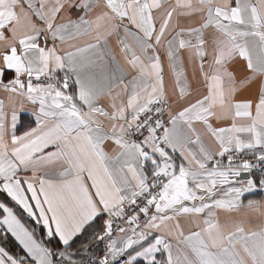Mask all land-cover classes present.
<instances>
[{
  "label": "snow or ice",
  "instance_id": "snow-or-ice-1",
  "mask_svg": "<svg viewBox=\"0 0 264 264\" xmlns=\"http://www.w3.org/2000/svg\"><path fill=\"white\" fill-rule=\"evenodd\" d=\"M66 3L24 0L25 9L21 0H0V41L5 42L0 90L38 105L36 126L22 135L15 134L17 120L30 117L13 108L10 143L0 111V192L43 231L38 237L9 203L0 201V240L11 237L21 249L15 254L0 246V264H264V229L230 230L216 218V210H238L243 193L256 186L251 178L239 180L242 172L264 171V85L254 99L236 101L249 77L238 81L239 69L229 71L238 56L254 75L264 76V0H235L234 7L214 0H176L159 22L160 0H104L105 10L94 19L88 14L97 0H80L68 7L82 15L56 23ZM177 9L187 10L180 13L184 16L201 13L202 23L169 33ZM32 16L44 27L37 28ZM117 28L133 40L134 47L125 39L120 44L136 75L125 83L124 70L116 64L98 81L87 71L96 63L92 56L104 60L100 42L106 44L105 34ZM206 29H215L207 70ZM93 33L96 43L63 53L55 46L57 40L63 44ZM49 35L52 47L47 46ZM181 50L188 51L190 61L199 58L206 92L165 119L160 106L168 103L165 57L180 97L186 94ZM57 70H66L62 81L54 76ZM8 72L12 75L6 80ZM41 77L56 82L42 83ZM121 86L127 100L117 104L119 93L113 96L112 90ZM104 94L112 98L111 111L98 104ZM101 117L111 122L109 130ZM213 117L231 123L213 127ZM195 122L215 138L218 150L201 143ZM108 140L118 150L114 157L104 151ZM191 145H199L198 151ZM249 153L256 163L243 158ZM258 183L264 188V176ZM202 215V225L191 219ZM181 216L189 217L197 230L185 234L177 219ZM173 220L175 246L169 239L173 232L165 231ZM88 228L92 232L81 241ZM101 244L100 254L94 255Z\"/></svg>",
  "mask_w": 264,
  "mask_h": 264
},
{
  "label": "crops",
  "instance_id": "crops-1",
  "mask_svg": "<svg viewBox=\"0 0 264 264\" xmlns=\"http://www.w3.org/2000/svg\"><path fill=\"white\" fill-rule=\"evenodd\" d=\"M49 3H55V0H48ZM80 0H68V3H77ZM98 6L94 7L88 14L89 19H94L101 11L104 9V0H97ZM162 4V8L156 12V20L159 22L160 17L169 10L172 6L176 4V0H160ZM192 3H197V0H191ZM215 3L223 5L227 3L229 6H235V0H214ZM251 3H258L259 0H250ZM68 3H66L65 8L61 11L58 15L56 23H63L66 22L69 18L77 19L80 15L83 14L82 10H76L75 8L69 9ZM21 4L26 9V4H24V0H21ZM16 11L20 13L21 9L17 7ZM187 11L184 9H177V12L173 15L171 25L169 28V33L172 32L173 28L179 30L180 28L188 29L192 27H199L202 23V14L201 13H194L191 16H184L180 15L181 12ZM23 20V17H22ZM32 23H34L37 28H43L44 25L41 21H39L35 16L31 17ZM103 31V29L101 30ZM215 32V29H206L204 31L205 39L209 42L205 45V50L207 52V56L205 58V69L208 68V62L211 61L213 56V46L210 41L211 35ZM166 33V36L169 35ZM4 35L6 39H11V33L5 29ZM218 35V33H217ZM95 33L91 36H84L80 37L75 40L68 41L67 43H61L59 40L55 41V46L57 47L58 51L63 53L64 51L74 50L72 46L76 47H84L89 43H96L95 41ZM184 39H189L187 35L183 37ZM104 39H106L107 43L104 44V40H101V44L104 45L100 51L103 52L104 60L100 61L97 59L96 56H92V59L96 61V63L90 67L87 71L90 75H92L95 79L102 80L103 78L107 77L116 67V64H119L121 68L124 70V80L125 83L133 75H136V71L131 68L129 64H127L124 54L121 52V44L120 40L125 39L130 45L134 43L131 37L127 36L124 33L123 28H117L112 31L111 34H105ZM194 39V38H193ZM251 39V38H249ZM40 44L44 46V36L41 35L40 37ZM53 40L51 36H48L47 39V46H53ZM4 41H0V51L4 50ZM160 51L163 53L164 49L161 48ZM188 51L181 50V61H182V71L184 73L183 80L184 86L186 89V94L184 97H180L179 88L176 87V77L170 72L167 67V61L165 57V70H164V83L166 88V99L169 103V112H176L179 110L183 105H186L189 101H195L197 97L204 94L206 92V87L203 79V75L199 72V65L200 60L199 58H193L191 61L188 59ZM255 56V53L253 54ZM112 57L115 58V61H112ZM235 69H239L238 72H235L236 79L239 81L244 76H248L249 80L240 88V90L236 94V101H244L249 98H255L256 92L259 88L264 85V76L259 74H253L250 70L247 69V62L239 58L238 56L235 58V63L229 64V71H234ZM66 70H57L54 73V76L61 80L65 75ZM11 72L5 74V79L11 78ZM73 89L69 88V92ZM119 93V96L116 99V103L119 104L122 100L126 102L127 100V93L122 91V86L118 88H113L112 95L116 96ZM0 101L3 102L2 108L0 111L4 114V123L9 132L7 137L9 143L11 138V132L13 131L11 127V113L13 108L19 112H25L29 114L30 119H25L21 121L20 119L17 120V126L14 129L16 135H22L25 131L30 130L31 127H35V115L38 112V105H34L29 102L26 97H22L19 95H10L4 93L0 90ZM112 102V98L108 94H104L98 98V104L102 107H105L108 111H111L110 104ZM103 121V126L105 130H109L110 121L101 117ZM210 123L213 127H224L229 126L231 121L230 120H217L216 118H210ZM194 128L196 132L199 134L201 138V143L206 147L213 151L218 150V144L215 141V138L208 133L207 129L201 122H195ZM195 139V137H193ZM193 151H198L199 145H191L190 146ZM104 151L110 156L114 157L117 153L116 146L112 143V141L108 140L104 142ZM243 158L249 159L252 163H256L255 159L252 155L249 154H242ZM59 171V169H57ZM250 178L256 181V186L251 190L244 192L240 198L241 207L238 210H233L231 212L225 210H216V218L221 225L228 224L230 230H234L235 227L241 226L244 227L245 231H259L264 229V188H262L258 181L259 179L264 176V171L261 169H252L251 170ZM30 175V173H29ZM246 181V180H243ZM237 186H244L243 184ZM223 194L221 193V196ZM0 201L9 203L10 206L14 208L17 216L21 219V222L24 223L30 229L35 228L36 234L38 237L43 235V231L40 226L36 225L26 213H24L18 206L12 204L8 198H6V194L0 192ZM253 203V207L249 208V202ZM205 217L202 215L196 219L201 225L203 219ZM179 220L181 229L184 231L185 234H188L192 230H197L196 224L191 222L189 217L181 216L177 218ZM232 222V223H229ZM176 220L170 221L168 223V227L165 229L167 232L171 230L173 235L169 237L173 245L178 244V239L176 233L178 230L175 228ZM99 222H97L94 227H98ZM228 230V229H226ZM92 232V228L86 229L83 236H81V241L86 239L89 234ZM0 246L6 247L12 253L21 254V249L19 246L15 244L11 237H9V241L5 242L0 240ZM164 259L166 257H158Z\"/></svg>",
  "mask_w": 264,
  "mask_h": 264
},
{
  "label": "built area",
  "instance_id": "built-area-1",
  "mask_svg": "<svg viewBox=\"0 0 264 264\" xmlns=\"http://www.w3.org/2000/svg\"><path fill=\"white\" fill-rule=\"evenodd\" d=\"M55 78H56V77H55ZM56 79H57V78H56ZM56 79H54V80H52V81H49V80H47V78H45V77H41V82H42V83H49V82L55 83V82H56ZM33 82L35 83L36 81L33 80ZM160 106L165 108V119H167L168 110H169V103H167V105H165V104L162 103ZM249 174L251 175L250 172H249ZM141 219H143V218L141 217ZM102 248H103V244H101V245L99 246V248L94 249V255L98 256V255L100 254V249H102Z\"/></svg>",
  "mask_w": 264,
  "mask_h": 264
},
{
  "label": "water",
  "instance_id": "water-1",
  "mask_svg": "<svg viewBox=\"0 0 264 264\" xmlns=\"http://www.w3.org/2000/svg\"><path fill=\"white\" fill-rule=\"evenodd\" d=\"M249 178V174L248 172H242L241 176L239 177V180L243 181V180H247Z\"/></svg>",
  "mask_w": 264,
  "mask_h": 264
}]
</instances>
